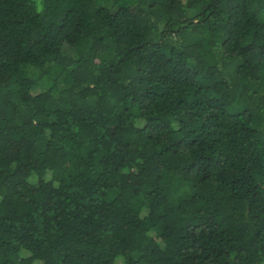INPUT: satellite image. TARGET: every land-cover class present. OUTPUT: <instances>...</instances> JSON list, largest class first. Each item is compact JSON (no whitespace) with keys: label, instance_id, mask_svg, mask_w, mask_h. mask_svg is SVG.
I'll return each mask as SVG.
<instances>
[{"label":"trees","instance_id":"obj_1","mask_svg":"<svg viewBox=\"0 0 264 264\" xmlns=\"http://www.w3.org/2000/svg\"><path fill=\"white\" fill-rule=\"evenodd\" d=\"M0 264H264V0H0Z\"/></svg>","mask_w":264,"mask_h":264}]
</instances>
